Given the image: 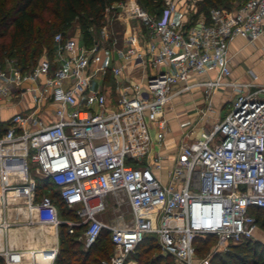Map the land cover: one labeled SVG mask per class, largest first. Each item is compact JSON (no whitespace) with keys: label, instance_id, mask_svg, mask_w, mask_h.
Instances as JSON below:
<instances>
[{"label":"built area","instance_id":"obj_1","mask_svg":"<svg viewBox=\"0 0 264 264\" xmlns=\"http://www.w3.org/2000/svg\"><path fill=\"white\" fill-rule=\"evenodd\" d=\"M165 1L158 17L133 2L129 16L145 34L131 28L119 46L101 27L104 43L89 46L54 34L51 57L25 71L0 57V103L24 94L31 101L0 125V215L23 208L29 221L64 224L68 234L79 227L83 249L106 230L113 249L99 264H137L130 255L147 235L160 255L193 264L195 238L214 236V252H222L252 238L251 210L264 209V83L251 73L248 81L230 80L227 54L236 37H264V0L194 19L184 18L194 7L186 0L176 20L181 0ZM123 4L106 7L104 19ZM107 75L111 86L102 82ZM193 88L205 99L230 88V110L210 131L167 147L164 106ZM37 180L50 183L74 219L60 217L49 193L37 195ZM107 197L128 208L116 223L97 217ZM15 222L0 217L3 227ZM41 252L51 264L57 248ZM1 258L23 260L10 250Z\"/></svg>","mask_w":264,"mask_h":264},{"label":"trees","instance_id":"obj_2","mask_svg":"<svg viewBox=\"0 0 264 264\" xmlns=\"http://www.w3.org/2000/svg\"><path fill=\"white\" fill-rule=\"evenodd\" d=\"M124 0H8L9 6L4 7L6 0H0V57L13 60L15 66L25 71L33 66L43 56L50 58L53 52L52 37L60 33L65 37L66 31L75 25L79 30V40L85 46H89L93 40L91 30L100 28L104 19L106 7L123 2ZM235 0H197L195 2L194 15L207 16L210 9L230 10L231 3ZM136 4L148 14L158 17L163 5V0H135ZM52 186L47 180L36 181V193L40 195L45 188ZM59 210L60 217L74 219V215L58 199L56 192L49 193ZM251 213L256 221L259 215H263L264 209H252ZM48 232L54 234V228L49 226ZM79 227L73 234L66 233V226H57L59 252L54 264H99V261L111 254L112 244L108 231L101 230L97 239L87 249L81 250V242L77 235ZM106 237V238H105ZM103 238L106 246H102ZM214 236L197 237L193 246L198 243L206 244L214 240ZM45 250V249H44ZM196 250V248H195ZM156 254L150 257V253ZM48 254L39 252L36 255L26 254L27 260L35 262L40 259L42 264H48ZM130 258L137 264H171V257L159 254L155 237L147 235L135 247ZM28 262V263H30ZM0 264H4L0 257ZM208 264H264V244L251 239H245L239 243H228L225 250L213 254Z\"/></svg>","mask_w":264,"mask_h":264},{"label":"rangeland","instance_id":"obj_3","mask_svg":"<svg viewBox=\"0 0 264 264\" xmlns=\"http://www.w3.org/2000/svg\"><path fill=\"white\" fill-rule=\"evenodd\" d=\"M1 1L3 2V0ZM188 1L194 4V7L192 10H190L187 13V15H184V18H186L187 16L192 17L194 15L193 12L195 10V2L197 0H188ZM6 2H7L6 4H3L4 7L9 6L8 0H6ZM127 2L133 5L132 0H128ZM185 2L186 0H181V2L177 4L176 12H174L171 15L173 19L176 20L180 16L182 7ZM165 3L166 1L163 0V5H165ZM241 3H242V0L233 1L230 5V10L236 9ZM200 15L202 14H199L198 16ZM99 25H101L100 28H95L94 30L93 29L91 30V32L93 33V36H92L93 40H97V42L104 43L105 38L104 40H102L99 37L100 29L101 27H104L105 31L107 32V36L115 41V45H118V43H120V40H121V37H122V34L125 28L121 20L119 21V19L117 18L115 14L113 13L108 14V17L103 19V21ZM129 25L135 28L137 24L132 23ZM141 30L144 31L142 27H141ZM65 37L80 38L79 30L76 28L75 25H72L66 31ZM234 93L235 92L231 90L230 88H217L213 90L212 93H210V96H208L207 99H205L202 89L193 88L191 91H188L180 96H176L172 98L164 106V117L166 119L165 134L168 135L166 136L167 139L174 142L173 144L175 145L179 142H187V141L194 139L195 137H199V135L202 132L210 131L213 124L219 121L225 114L229 112ZM150 138H151V141L153 142L152 130H150ZM166 146L169 147L168 145ZM154 148L158 149L157 146H154ZM42 191L47 192V193H52L53 189L45 188ZM127 209L128 208L125 203L119 202V204L116 206L113 204V200L110 197H107V206L104 212H101L100 214H98L97 217L102 222L107 223V224L116 223L117 221H119V219H117V216L121 215L120 213H125ZM19 210L23 212L22 208H20ZM124 217H126V215H124ZM262 220H263V215H259L255 221V229L253 231L251 240L258 241L264 244V225H263ZM33 222L35 221H32V224L30 225H28L27 223H23L21 225L19 224L20 225L19 228L12 231L13 233H11V236H10L11 241L16 238H19V239L22 238V241H23L21 246L17 244V246H14V247L22 251L21 252L22 254H27L29 253L28 252L29 249L33 251L35 250L42 251L40 248H44V247L48 248L52 245V247L56 246L57 248L56 255H57L59 252L57 227L54 228V240L55 241L53 242V244L44 243L43 244L44 246L35 248V247H31L32 241H33L32 237L33 239H35V236H34L35 230L39 229L41 231V236H43L45 233L47 234L49 230H45V233H44L43 228H45L46 226L41 225L39 223H33ZM14 226H12L11 228H13ZM105 238H103V241L101 243L103 247L107 245L105 244L106 243ZM215 243H216V239L211 240L206 244L198 243L196 247H194L192 263L193 264H208V261L212 257V255L216 254L214 252ZM112 249H111V253H112ZM81 250H85L83 249L82 243H81ZM154 254H156V251H153L152 253H150V257L153 256ZM55 257H54V260H55ZM54 260L51 264H54ZM22 262L26 264L29 262V260L23 258ZM22 262L20 264H23ZM169 262L171 264H179L178 262H175L172 259L169 260Z\"/></svg>","mask_w":264,"mask_h":264},{"label":"crops","instance_id":"obj_4","mask_svg":"<svg viewBox=\"0 0 264 264\" xmlns=\"http://www.w3.org/2000/svg\"><path fill=\"white\" fill-rule=\"evenodd\" d=\"M127 1L128 0H124L123 6L120 8L118 7L116 9L117 18L119 19V21L121 20V22L124 25V28H125L124 32H127L129 29L132 28L136 31H139L145 34V31L141 30V27L143 28V26H140L136 20L130 18L128 10L131 4ZM132 1L135 2L134 0ZM132 23L137 24L135 27L136 29L129 25ZM119 44L120 43H118V46ZM227 54L229 56V65H230L229 78L230 80H237L240 82H245V81L250 80V73H251L256 76L255 82L257 84L264 83V37H259L252 42H247L246 40L242 38L236 37L228 44ZM112 59L115 60L114 55L112 56ZM107 64L110 65L111 62H107ZM132 75H134V71L132 72ZM130 77L134 78V76H130ZM102 82L108 86H111L112 77L110 75H107L103 78ZM30 107H31V101H30L28 94H24L22 96H16L14 98H7L3 100L0 103V125H2V122H5L9 118V116H11L12 114L29 109ZM51 108H52L51 106H48L45 111L51 113ZM166 136L168 135L165 134L164 144L172 148V146L174 145L173 144L174 142L167 139ZM22 210L23 212L20 210L18 212H14L13 210H8L0 215L1 219L5 222H11L13 219H15V217H16V220L18 221V222H15L14 224L9 225V227L0 226V257H1V253L7 250L19 252V253L22 252L16 249V247H14V246H17V244L20 246L22 245L23 243L22 238L20 239L16 238L11 241L10 239L11 233H13L12 232L13 230H16L17 228H19L21 224L27 223L28 225H30L32 224V221H35L33 218H31L30 221L27 220L26 211L23 208ZM33 223H37V222L35 221ZM12 226L14 227L11 228ZM44 226H46L45 227L46 229L43 228V231L45 233V230H47L49 226L47 225H44ZM51 234L52 232H47V234L45 233L40 238L35 237V239H33L32 237V240H33L32 246L31 245L30 246L39 248L40 246H44L43 245L44 243L53 244L55 240H54V235L51 236ZM50 247H52V245ZM48 248L44 247L40 249L43 251L44 249H48ZM28 252L29 253L27 254L36 255L40 251L39 250L33 251L29 249ZM21 255L25 259L28 258V257H25L26 254L21 253ZM39 260L40 259L38 258L35 260V262L29 261L30 263H26V264H42L41 261Z\"/></svg>","mask_w":264,"mask_h":264},{"label":"bare ground","instance_id":"obj_5","mask_svg":"<svg viewBox=\"0 0 264 264\" xmlns=\"http://www.w3.org/2000/svg\"><path fill=\"white\" fill-rule=\"evenodd\" d=\"M32 218H33V217H32ZM34 235H35L36 238H40V236H41V231H40L39 229H36Z\"/></svg>","mask_w":264,"mask_h":264}]
</instances>
